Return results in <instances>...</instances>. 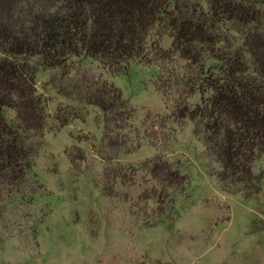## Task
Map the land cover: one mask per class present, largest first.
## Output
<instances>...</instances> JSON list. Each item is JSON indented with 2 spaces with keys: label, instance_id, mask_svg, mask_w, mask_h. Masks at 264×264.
Here are the masks:
<instances>
[{
  "label": "rangeland",
  "instance_id": "1",
  "mask_svg": "<svg viewBox=\"0 0 264 264\" xmlns=\"http://www.w3.org/2000/svg\"><path fill=\"white\" fill-rule=\"evenodd\" d=\"M69 68L37 75L48 113L34 166L41 187L7 204L0 264H264V187L253 199L223 189L193 122L174 121L157 90L158 67L132 61L114 74L86 59ZM83 81L115 85L132 111L107 119L63 94ZM59 116L72 121L59 127ZM255 171L264 174V157Z\"/></svg>",
  "mask_w": 264,
  "mask_h": 264
},
{
  "label": "trees",
  "instance_id": "2",
  "mask_svg": "<svg viewBox=\"0 0 264 264\" xmlns=\"http://www.w3.org/2000/svg\"><path fill=\"white\" fill-rule=\"evenodd\" d=\"M86 59L114 74L132 61L155 64L172 118L193 122L223 189L246 199L262 192L255 165L264 157V0H0V219L9 202L40 191L34 166L48 113L38 73L68 76ZM66 84L64 95L107 119L132 111L113 84ZM56 119L59 127L72 121ZM160 179L173 180V172Z\"/></svg>",
  "mask_w": 264,
  "mask_h": 264
}]
</instances>
